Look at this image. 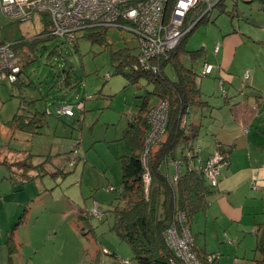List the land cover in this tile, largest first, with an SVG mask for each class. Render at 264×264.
Instances as JSON below:
<instances>
[{"label": "rangeland", "instance_id": "rangeland-1", "mask_svg": "<svg viewBox=\"0 0 264 264\" xmlns=\"http://www.w3.org/2000/svg\"><path fill=\"white\" fill-rule=\"evenodd\" d=\"M221 4L212 9L207 22L199 23L188 33L182 48L203 47L206 56L203 58L204 53L197 56L193 69L199 75V85V79L203 80L209 90L217 89L219 97L222 90L217 87L220 76L217 67L208 76L200 77L203 61H212L214 44L221 42L219 29H232L239 24L252 28L254 22L264 20L258 13L259 5H264L258 0H223ZM41 17L42 12L36 11L29 18L16 21L0 10V41L12 43L38 36L45 26ZM85 34L86 31H78L75 41L57 37L36 41L28 48V56H24L29 63L23 67L19 80L12 84L5 77L0 79L1 229L11 230L25 210L23 221L14 228L18 253L11 264H138L129 244L113 229V211L120 205L124 131L144 98L149 97V105L155 104L157 98L150 94L151 83L144 78L129 83L115 72L110 60L111 51L121 48L137 54V39L132 31L109 27L103 43ZM251 46L254 45L246 48ZM242 50L243 47L238 48L235 61ZM246 55L250 58L247 51ZM181 59L185 65H191L187 54L182 53ZM243 60L245 57L240 55L236 63ZM261 60L264 63V58ZM245 69L242 72L248 73ZM164 72L174 78L170 65L165 66ZM243 82L250 83L249 77ZM79 102L83 103L81 109L76 107ZM68 104L73 105L72 115L56 112V107ZM196 106H191L187 114L188 124L196 116ZM16 113L33 117L37 127H32V131L36 133L12 131L8 124ZM205 121L203 118L197 137L191 141L197 163L200 149L201 153L205 151L213 140L210 131L213 121L208 120V124ZM207 126L209 129L205 130ZM28 153L34 164L46 159L44 170L24 179L25 188L13 191L11 181L17 183L20 177L7 170L1 161L6 156L13 160L17 159L16 154ZM18 184L21 186L23 182ZM12 207L13 213L19 211L8 219ZM222 229L217 228L224 239L217 242L212 237L207 245L203 241L206 237L196 233L195 224L189 228L198 246L204 243L216 253H220L216 246H221V263L251 264V259L258 255L253 251L255 235L251 230L245 233L247 250H242L236 247L241 248L242 241L236 243ZM7 236L8 233L3 240ZM252 240L253 245L248 246ZM2 246L0 252L6 250ZM7 260L6 253L0 254V264H8Z\"/></svg>", "mask_w": 264, "mask_h": 264}, {"label": "trees", "instance_id": "trees-1", "mask_svg": "<svg viewBox=\"0 0 264 264\" xmlns=\"http://www.w3.org/2000/svg\"><path fill=\"white\" fill-rule=\"evenodd\" d=\"M246 1L252 2L253 0ZM258 1L264 5V0ZM221 3L218 6L222 5ZM47 17L46 13H42V20L45 26L48 25V28L44 26L45 29L43 28L38 36L30 40H19L12 45L13 51L19 57L20 64V72L17 74L15 82L19 80L23 67L29 63L27 58H24V56H28V48L40 39L54 38L49 34L50 21ZM201 22H207L206 18L199 19L184 34L177 46L169 52L167 58H162L158 62L156 72L141 67L137 62V54L129 48H121L110 53V60L115 65L116 73L123 75L129 83H136L140 78L146 79L148 83L152 84V90L149 93L154 95L158 102L165 101L167 104L165 130L147 148L145 162L142 161V156L146 149V136L150 129L147 114L154 106L149 105L148 96L144 98L137 113L129 120L123 135L125 153L120 155L122 168V185L118 192L120 205L116 206L113 211V229L129 244L133 258L138 264L175 263L177 258L167 239L168 229L174 227L180 233L182 228H186L190 233L191 221L207 205L206 196L210 189L205 177L200 172L190 170L186 166L176 182H172L161 168L164 162L178 155L179 162L188 165V157L184 153V149L194 155L191 141L197 137L198 129L188 124L186 119L191 106L205 107L206 105L201 98L202 92L197 81L199 75L193 69V63L197 61V56L204 53L203 58H205L206 51L203 47L196 50L182 48L188 33ZM105 31L106 29H91L87 30L85 35L91 40L103 43L105 42ZM3 43L4 41H1L0 45ZM181 52L187 54L191 59L190 66L184 65L180 60ZM204 63L206 62L203 61ZM166 65L172 67L173 79L165 74ZM200 76L203 75L200 74ZM183 120L185 123H182ZM8 126L11 130L36 133V131H32V127H37V121L33 117L16 113ZM178 148L181 149L179 153ZM217 151L225 154V150L221 146L217 147ZM14 165L20 169L22 177L26 176L33 166L30 163L19 161ZM39 165L33 167H37V170H44L41 167L38 168ZM146 174L149 176L147 183L145 182ZM28 177L31 176L25 178ZM255 234L256 244L253 251L258 255L252 258V264H264V207L262 220L257 224ZM7 243L11 261V255L16 250L12 234L8 236ZM192 250L199 258L200 264H213L220 258V253L215 256L216 252H198L193 244ZM212 255H214L213 258L208 260V256Z\"/></svg>", "mask_w": 264, "mask_h": 264}, {"label": "crops", "instance_id": "crops-1", "mask_svg": "<svg viewBox=\"0 0 264 264\" xmlns=\"http://www.w3.org/2000/svg\"><path fill=\"white\" fill-rule=\"evenodd\" d=\"M259 10V15H263L264 19V7L259 5ZM253 26L255 28L239 24L236 28L232 27V29L220 28L219 36H221V42L220 40L215 42V44H219V49L216 53L213 51L214 56L211 58V62L204 60V62L212 65V70L214 66L219 70L220 76L218 77L219 83L217 87L221 88L222 97L217 96V89L214 90L213 88L209 90L207 85L205 86L206 83H203V80L199 79V86L202 92L201 98L205 101L206 105L205 107L196 106L198 108L195 113L196 116L192 118L189 124L196 127L199 133V127L203 124V118L206 119L205 124H208V120L209 123L213 121V126L210 129L213 140L208 142L209 146L205 151L201 153L200 149L198 152L199 162L197 163L193 159L196 156L194 152V155H192L191 152H186L184 149V153H186L187 157L189 156L188 165L179 162V155L175 158H170L162 164L164 168L162 170L167 173L168 178L172 182H176L186 166L190 170L200 172L199 166L212 153L217 151L218 146L223 147L227 157V165L221 169V175L216 187H211L206 180L210 189V192L206 196L207 205L204 210L196 214L191 223L197 226V234H203L206 237L203 241L207 245L208 240L211 241L212 237L217 242L222 241L224 238H220L217 228L222 229L226 227L222 229L223 232H228L227 234L225 232L224 235L226 234L227 236L229 234L236 243L242 241L241 248L236 246L242 250H247L246 245H244L245 233H248L250 230L255 235L256 244L255 229L257 224L262 220V210L264 207V63L261 60V58H264V20L254 22ZM249 38L252 39V42H250ZM250 44L254 46L247 49L246 47ZM242 47L244 50L239 52V58L235 61L238 48ZM246 51L250 58L247 57ZM182 53L184 52H181L179 55L181 61ZM240 55H243L245 60L237 64L236 62L240 60ZM246 67H249L250 70L245 69ZM243 69L248 70V75L242 72ZM209 74L211 72L200 77L208 76ZM248 77L250 83L244 84V79L246 80ZM223 91L225 92L223 93ZM208 129L209 126L205 130ZM12 131H15V129H12ZM180 150L178 148V153ZM16 155L17 159L9 160L6 156L1 161V164L7 170L16 172L17 177L21 178H19L17 183L11 181L13 191L25 188V183H27L24 181L25 177L37 175V167L34 168V165L46 164H44L46 162L45 158L39 164L32 163L29 153L27 155ZM17 161L33 165L26 176L22 177L20 169L14 165ZM42 165L39 166L43 168ZM175 176H177L176 180H174ZM4 178L7 179L6 176ZM19 182H23V185L20 186ZM18 206L21 208L20 204ZM13 210H15L14 207H12L8 219L13 218L19 211L18 209L13 213ZM8 211L9 209L6 210V213ZM24 211L18 216L17 220L19 221H17L16 225L18 222L23 221L25 216ZM15 226L9 231L7 229L3 230L0 227V245H3L4 249L6 248L0 254L3 256L6 253L8 259L7 239L12 234L14 244L16 243L14 236ZM210 226H213L211 230H209ZM7 233V239L3 240ZM192 237L193 246L198 252L211 253L215 251L211 250V247L207 249L204 243L201 245L202 247L198 246L193 235ZM228 241L231 242V240ZM251 244L253 245V240L248 246H252ZM216 247V251L220 252V258L213 264H223L221 263L223 254L220 251L222 250L221 246ZM16 253H18L17 247L11 255V261L7 260L8 264H11Z\"/></svg>", "mask_w": 264, "mask_h": 264}, {"label": "built area", "instance_id": "built-area-1", "mask_svg": "<svg viewBox=\"0 0 264 264\" xmlns=\"http://www.w3.org/2000/svg\"><path fill=\"white\" fill-rule=\"evenodd\" d=\"M222 1L0 0V10L5 16L14 20H25L36 11L46 13L50 21L49 34L68 41H75L78 31L109 27L132 31L137 39V62L141 67L156 72L158 62L162 58H167L184 34L199 19L207 18L212 9ZM14 43L4 42L0 45V79L5 77L11 83L17 80V74L20 72L19 59L12 49ZM218 49L219 44H215L213 51L216 53ZM211 70L212 65L204 63L201 74L206 75ZM245 75H248L247 72ZM76 107L81 109L83 103H77ZM56 112L72 115L73 105L58 106ZM166 120L167 104L165 101H160L147 114L150 129L146 136L147 145L142 156L143 162L147 148L163 134ZM182 123H185V120ZM225 165H227L226 154L215 151L199 166V170L209 185L216 187L221 169ZM176 179L177 176L174 177V180ZM148 180L149 176L146 174L145 182L147 183ZM167 239L177 258L172 264H200L196 253L192 250L191 234L186 228H182L178 233L174 227H170L167 231ZM213 256H208V260ZM215 256H218V253Z\"/></svg>", "mask_w": 264, "mask_h": 264}]
</instances>
